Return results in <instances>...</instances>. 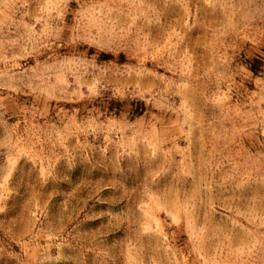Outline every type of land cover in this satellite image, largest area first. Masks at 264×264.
<instances>
[{
    "label": "rangeland",
    "instance_id": "1",
    "mask_svg": "<svg viewBox=\"0 0 264 264\" xmlns=\"http://www.w3.org/2000/svg\"><path fill=\"white\" fill-rule=\"evenodd\" d=\"M0 264H264V0H0Z\"/></svg>",
    "mask_w": 264,
    "mask_h": 264
}]
</instances>
